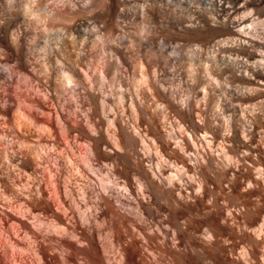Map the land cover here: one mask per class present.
Segmentation results:
<instances>
[{
	"label": "bare ground",
	"instance_id": "1",
	"mask_svg": "<svg viewBox=\"0 0 264 264\" xmlns=\"http://www.w3.org/2000/svg\"><path fill=\"white\" fill-rule=\"evenodd\" d=\"M152 1L0 0V264H264V0Z\"/></svg>",
	"mask_w": 264,
	"mask_h": 264
},
{
	"label": "rangeland",
	"instance_id": "2",
	"mask_svg": "<svg viewBox=\"0 0 264 264\" xmlns=\"http://www.w3.org/2000/svg\"><path fill=\"white\" fill-rule=\"evenodd\" d=\"M27 2H34L35 0H23ZM52 1V0H49ZM59 1V3H61L63 0H57V2ZM164 1L165 0H155L152 1V8L154 7V10L157 11V13H159V18L155 19V21L149 19V18H144L141 20L140 19V9L139 7L134 9L133 11H131V18L134 19L136 21V23L138 25H141L142 23H144L143 25L146 24H154L157 23L159 26L165 28L166 26V22L165 20L161 17V15H163L162 13L165 12L164 10ZM187 1V0H184ZM141 7V6H140ZM96 11H98L96 9ZM94 10V12H96ZM92 13V11H91ZM244 13H248V14H252L254 16L253 22L250 23V28H252L253 30H255L256 32H260V31H264V11L262 10V8L255 9V6H249L247 9H245ZM144 20V21H143ZM143 21V22H142ZM141 23V24H140ZM95 28V27H94ZM57 32L53 31L52 34L50 35V40L52 42L55 41V36L56 34H53ZM180 43L182 41H179ZM178 43V41H177ZM177 43H173V47L170 50V53L174 54L177 56L179 63L182 65L183 68L187 69L189 71L190 74H193L195 72H199L201 74H203L206 77H211V80L214 79L213 76L211 74H209L208 69L210 68V66H213L215 64L220 66V62H218V60H215L214 58V51H212L211 49L208 48H204L202 47L197 41H191L187 44L184 41L181 44H178V46H176ZM185 43V44H184ZM76 44V43H75ZM39 46V45H38ZM37 46V47H38ZM36 50L40 51L41 49H39L40 47L37 48ZM96 51H99V47H95ZM62 57H60L61 59ZM97 57H93V59H96ZM63 59V58H62ZM65 64L64 60H60L58 59V61H56L54 64L58 67V66H63ZM58 64V65H57ZM41 92V91H40Z\"/></svg>",
	"mask_w": 264,
	"mask_h": 264
}]
</instances>
